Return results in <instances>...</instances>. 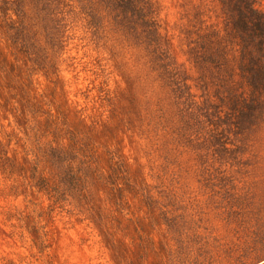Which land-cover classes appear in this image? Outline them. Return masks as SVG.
<instances>
[{"label":"rangeland","instance_id":"rangeland-1","mask_svg":"<svg viewBox=\"0 0 264 264\" xmlns=\"http://www.w3.org/2000/svg\"><path fill=\"white\" fill-rule=\"evenodd\" d=\"M140 2L0 0V264H264V31Z\"/></svg>","mask_w":264,"mask_h":264},{"label":"trees","instance_id":"trees-1","mask_svg":"<svg viewBox=\"0 0 264 264\" xmlns=\"http://www.w3.org/2000/svg\"><path fill=\"white\" fill-rule=\"evenodd\" d=\"M3 5L1 6V11L7 18V23L10 28L13 27V18L11 17V12L14 11L10 8L11 0H1ZM117 2V9L121 13L124 20L129 21L137 20L141 21L142 25L146 27L151 33L159 34V28L156 21L150 13L146 11L145 5L141 6L140 0H115ZM16 6L19 8L18 4ZM245 18L242 19L241 23L247 27H254L259 29V31H264V18L258 14V11L254 8L252 0H245ZM10 15V16H9ZM244 14L242 15V17Z\"/></svg>","mask_w":264,"mask_h":264}]
</instances>
